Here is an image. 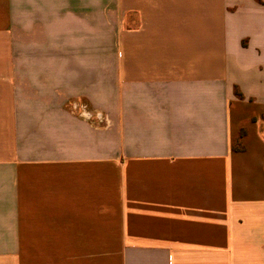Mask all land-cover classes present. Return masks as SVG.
<instances>
[{"label": "crops", "instance_id": "obj_1", "mask_svg": "<svg viewBox=\"0 0 264 264\" xmlns=\"http://www.w3.org/2000/svg\"><path fill=\"white\" fill-rule=\"evenodd\" d=\"M105 1L0 0V264H264V0Z\"/></svg>", "mask_w": 264, "mask_h": 264}, {"label": "built area", "instance_id": "obj_2", "mask_svg": "<svg viewBox=\"0 0 264 264\" xmlns=\"http://www.w3.org/2000/svg\"><path fill=\"white\" fill-rule=\"evenodd\" d=\"M72 109L76 111L77 116L88 122L92 126H106L108 119L105 114L100 111L92 110L81 103H73Z\"/></svg>", "mask_w": 264, "mask_h": 264}, {"label": "rangeland", "instance_id": "obj_3", "mask_svg": "<svg viewBox=\"0 0 264 264\" xmlns=\"http://www.w3.org/2000/svg\"><path fill=\"white\" fill-rule=\"evenodd\" d=\"M106 2L105 0H100V3ZM112 44H107V43H100L99 44V51L100 54L106 53V52H111L112 51Z\"/></svg>", "mask_w": 264, "mask_h": 264}, {"label": "trees", "instance_id": "obj_4", "mask_svg": "<svg viewBox=\"0 0 264 264\" xmlns=\"http://www.w3.org/2000/svg\"><path fill=\"white\" fill-rule=\"evenodd\" d=\"M238 95H239V94H238ZM240 136H241V134H240ZM235 148L238 149L237 142H236V146H235Z\"/></svg>", "mask_w": 264, "mask_h": 264}]
</instances>
